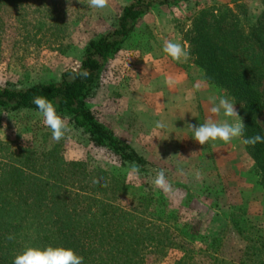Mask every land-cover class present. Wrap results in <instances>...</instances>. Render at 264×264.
<instances>
[{
    "label": "trees",
    "instance_id": "obj_1",
    "mask_svg": "<svg viewBox=\"0 0 264 264\" xmlns=\"http://www.w3.org/2000/svg\"><path fill=\"white\" fill-rule=\"evenodd\" d=\"M192 1L129 0L111 18L109 27L85 45L78 71L89 70L87 78L69 69L57 81L23 87L0 84V116L38 113L33 98L45 96L93 147L105 150L117 163L111 171L90 170L83 162L66 161L54 149L45 152V161L39 164L38 155L19 156L10 147L11 160L0 157V264H13L25 245L70 247L83 257V264H148L149 255L160 261L172 248L184 253L173 264H203L195 262L199 254L208 255L210 264H231L220 257L229 233L246 243L238 264H264V230L250 217L248 192L240 190L241 198L235 200L226 196L222 180L217 184L204 180L199 191L175 182L173 187L182 191L175 206L160 189L131 185L133 163L140 166L136 176H150L155 166L89 105L111 61L125 46L137 37L150 44L152 33L141 28L144 19L156 9L170 11ZM10 2L0 0V7ZM261 5L254 20L240 5L203 8L183 34L202 80L212 91L224 92L235 101L246 126L245 137L264 136V0ZM57 28L52 25L47 30L54 43L60 41ZM139 29L144 31L140 36ZM237 142L252 159L244 180L253 189L248 194L263 193L264 143L253 147L240 139ZM94 178L99 182L94 184ZM133 190L136 193L127 202ZM195 204L208 210L207 221L221 220L220 228L208 238L191 222ZM9 234L15 239H7Z\"/></svg>",
    "mask_w": 264,
    "mask_h": 264
},
{
    "label": "rangeland",
    "instance_id": "obj_2",
    "mask_svg": "<svg viewBox=\"0 0 264 264\" xmlns=\"http://www.w3.org/2000/svg\"><path fill=\"white\" fill-rule=\"evenodd\" d=\"M11 1L13 2L4 3L0 7V84L18 87L57 81L66 70L77 68L85 45L95 35L105 31L111 23V18L129 2L109 0L106 8L92 9L88 7L87 0H48L46 5L44 0ZM261 1L193 0L170 11L158 10L154 15H149L143 23L145 26L141 28L153 33L151 19L158 16L154 22H158L160 29L182 39L188 48L183 34L191 27L193 16L201 9L217 10L223 7L233 9L240 5L247 9L250 20H254L261 10ZM52 25L58 27L55 31L60 34V41L57 43H54V39L47 31ZM142 29H139L138 36L144 32ZM147 44L148 42L145 43L137 37L127 44L126 52L111 61L99 91L89 102L90 107L118 136L126 138L140 154L152 161L155 166L153 170L165 171L172 190L165 193L170 196L175 206H179L182 197V191L173 187L175 182L187 183L193 190L199 191L204 180L210 184L214 182L217 184L222 180L226 184H224L226 196L229 194V197L235 200L241 198L238 196L240 190L252 192L251 185L244 184V180L248 179L247 173L251 169L252 159L237 142L238 139H233L229 143L209 140L205 145H201L192 138V131H184L181 127L168 124L164 120L160 122L162 121L166 127L157 128L156 122L151 120L150 111L146 110L144 115L140 114V111H135L136 105L149 109L147 102L144 103L145 99L139 93L140 84L135 83L136 77L133 75L136 71L135 62L145 55L146 52L143 50L151 46V41L148 46ZM184 63L188 68L191 67L192 76L197 74L202 79V74L194 65L191 56ZM219 93V97L233 100L224 92ZM218 101L219 99L217 103ZM233 102L235 103L234 100ZM208 107H211V103ZM235 108L238 109L236 104ZM214 119L226 118L221 114ZM205 120L204 115L200 113L193 125L202 124ZM259 122L262 124L263 118ZM70 127L71 132L56 142L40 114L24 112L11 117L2 115L0 141L3 144L0 145V157L11 160V147L19 156L38 155L39 164H42L45 161L43 154L57 149L58 155L66 161L83 162L90 170L102 168L111 171L115 167L117 163L114 158L105 150L93 147L87 137L71 124ZM153 170L150 176H129V183L135 187L150 186L153 191L158 190L153 183L155 178ZM120 173L123 174V171L120 170ZM135 193V190L129 193L127 202H130ZM248 193L245 197L250 198V217L264 230V192L252 196ZM193 209L191 222L203 236H212L222 225L221 220L213 223L211 219L207 221L208 210L201 204H195ZM245 247L246 243L236 234L229 233L220 257L227 263L238 264L244 255ZM190 248L198 250L197 246ZM183 255L180 249L172 248L160 261L149 255L148 264H173ZM209 258L208 255L199 254L195 256V262L210 264Z\"/></svg>",
    "mask_w": 264,
    "mask_h": 264
},
{
    "label": "clouds",
    "instance_id": "obj_3",
    "mask_svg": "<svg viewBox=\"0 0 264 264\" xmlns=\"http://www.w3.org/2000/svg\"><path fill=\"white\" fill-rule=\"evenodd\" d=\"M109 4V0H87V5L92 9H103ZM163 52L174 61L187 62L190 58L188 48L178 40H166L163 44ZM146 62V61H145ZM78 65L73 71L79 77L87 78L90 75L89 70L83 69L78 71ZM170 83V82H169ZM38 113L43 118L44 125L50 129L52 139L56 142L64 139L71 132L69 117L61 115L57 111V106L45 96H36L33 98ZM211 107L208 109L210 115L204 123L199 125L188 124L193 132V139L201 145H205L209 140H220L229 143L233 139H240L241 143L246 146H255L258 143H264V136L256 134L245 137L246 126L243 118L235 108L233 100L226 97H220L217 103L215 97H210ZM223 115L226 119L217 120L214 117ZM157 128H164L166 125L160 121L156 122ZM194 153V152H193ZM154 186L168 192L171 185L166 178L163 169L154 170ZM140 172V166L133 163L130 167V176H136ZM200 178V174H197ZM99 181L93 180L96 184ZM7 239H15L13 234H9ZM13 264H83V257L78 255L74 249L64 246L47 245L44 247L25 245L22 252L15 255Z\"/></svg>",
    "mask_w": 264,
    "mask_h": 264
},
{
    "label": "crops",
    "instance_id": "obj_4",
    "mask_svg": "<svg viewBox=\"0 0 264 264\" xmlns=\"http://www.w3.org/2000/svg\"><path fill=\"white\" fill-rule=\"evenodd\" d=\"M158 10L163 9L154 10L150 16ZM148 17L144 19V22ZM154 17L156 19H151L153 20L151 29L154 30L151 46L145 55L135 62L136 71L133 74L136 77L135 83L140 84L139 93L145 99L144 103L147 102L150 110L137 107V105L134 109L137 112L140 111V114L146 110L150 111L151 120L154 122L164 120L168 124L191 132L188 124H193L199 118L200 113L207 119L210 115L208 111L210 97H215L217 101L220 93L212 91L210 86L199 78V75L192 76L191 67L188 68L187 64L174 61L163 52V44L166 40H178L183 44L184 42L173 33L161 30L158 22H154L158 16ZM126 49L127 45L115 58L126 52Z\"/></svg>",
    "mask_w": 264,
    "mask_h": 264
}]
</instances>
